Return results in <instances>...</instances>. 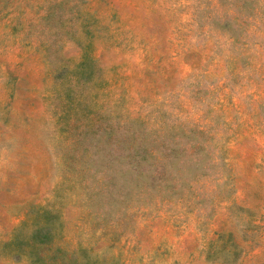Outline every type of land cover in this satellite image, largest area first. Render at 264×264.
<instances>
[{
	"label": "rangeland",
	"instance_id": "obj_1",
	"mask_svg": "<svg viewBox=\"0 0 264 264\" xmlns=\"http://www.w3.org/2000/svg\"><path fill=\"white\" fill-rule=\"evenodd\" d=\"M85 257L264 264V0H0V264Z\"/></svg>",
	"mask_w": 264,
	"mask_h": 264
},
{
	"label": "trees",
	"instance_id": "obj_2",
	"mask_svg": "<svg viewBox=\"0 0 264 264\" xmlns=\"http://www.w3.org/2000/svg\"><path fill=\"white\" fill-rule=\"evenodd\" d=\"M47 234H46V228L45 227H42V226H39L36 228V230L34 231L33 235L31 236L34 240H37L39 242H42V238L45 237ZM47 238V236H46ZM91 262L90 259L88 258H84V259H81V262L80 264H89Z\"/></svg>",
	"mask_w": 264,
	"mask_h": 264
}]
</instances>
